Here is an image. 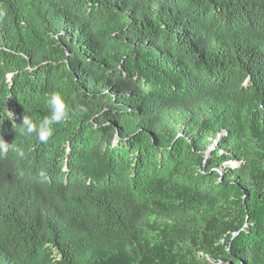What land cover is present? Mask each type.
<instances>
[{
  "label": "trees",
  "instance_id": "trees-1",
  "mask_svg": "<svg viewBox=\"0 0 264 264\" xmlns=\"http://www.w3.org/2000/svg\"><path fill=\"white\" fill-rule=\"evenodd\" d=\"M0 137V264H264V0H0Z\"/></svg>",
  "mask_w": 264,
  "mask_h": 264
},
{
  "label": "clouds",
  "instance_id": "clouds-1",
  "mask_svg": "<svg viewBox=\"0 0 264 264\" xmlns=\"http://www.w3.org/2000/svg\"><path fill=\"white\" fill-rule=\"evenodd\" d=\"M45 104L50 114L39 122L34 121L32 117L25 114L22 118V122L16 125V130L19 135L31 136L35 134L41 143H46L53 136V126L69 119L70 109L64 97L59 92L50 93L45 99ZM10 150L21 158L25 155L22 148L14 143H8L0 137V156L6 155Z\"/></svg>",
  "mask_w": 264,
  "mask_h": 264
},
{
  "label": "water",
  "instance_id": "water-1",
  "mask_svg": "<svg viewBox=\"0 0 264 264\" xmlns=\"http://www.w3.org/2000/svg\"><path fill=\"white\" fill-rule=\"evenodd\" d=\"M215 143H216V142H215ZM213 148H214V146L210 147V148H209V150L207 151V153L209 154V153H210V151H212V150H213Z\"/></svg>",
  "mask_w": 264,
  "mask_h": 264
}]
</instances>
